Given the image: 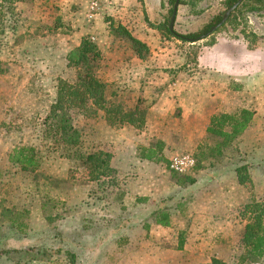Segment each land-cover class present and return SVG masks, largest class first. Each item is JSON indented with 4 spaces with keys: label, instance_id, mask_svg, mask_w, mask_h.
Here are the masks:
<instances>
[{
    "label": "crops",
    "instance_id": "crops-1",
    "mask_svg": "<svg viewBox=\"0 0 264 264\" xmlns=\"http://www.w3.org/2000/svg\"><path fill=\"white\" fill-rule=\"evenodd\" d=\"M96 2L97 6L94 10L90 9V3L87 5L84 1L81 2L84 10L80 9L81 12H85L82 15L83 20L94 24L77 23L75 20L77 17L72 23L63 20L67 22L64 24L75 32L70 33L72 35L65 39L60 48L54 39L49 46L41 41L43 38L22 44V53H25L26 58L28 55H34L37 60L45 57L44 61L37 62V68H23L25 72L30 71L29 73L32 74L29 79L24 78L25 89L33 87L36 81L52 85L54 79L50 92L56 94L55 83L58 79H64L62 75L68 69L67 54L79 46L80 39L84 35L90 34L92 41L106 60L109 82L111 85L117 82L123 85L122 88L116 85L112 92L115 91L118 95L130 94L132 97L137 94L138 97L140 81L144 79L148 64L152 65V63L136 58L130 50L125 51L124 48L119 49L118 45H113V38L106 33L108 27L103 22V18L106 15L119 20L134 38L145 43L148 48L152 46L150 42L156 43V28L143 19L145 7L140 9L141 6L136 0ZM222 36L217 38V43L204 46L194 63L190 61L192 65L188 62L187 54L178 56L180 62L184 61V64H188L187 67L190 65L197 67V70L193 68L188 72L191 74H188L185 81L178 80L166 87L159 85L161 88L157 85L158 89H153L156 84L152 86L150 82L142 88L143 98L149 105L143 131L136 130L135 133H129L127 126L118 130L113 129L106 123L103 111H98L91 117L81 115L75 122V126L80 130L86 126L87 130L82 132V138L91 140L92 147L85 149L89 151L88 153L107 152L111 155L110 167L117 173L124 175L132 171L131 178L126 179L127 189L121 201V206L126 208L122 217L123 222L117 228L123 235L125 233L129 236L124 243L129 241L133 243V238L130 236L145 233L150 237V242L160 244L163 242V235L173 237L176 233V236L186 237L181 242L180 252H198V255L208 253L209 257L202 261L198 259V264L210 262L209 252L227 262L226 246L234 243L238 236L239 241L242 239L246 223L242 221L241 215L248 211L247 208L251 203L264 202V38L253 42V37L231 38L226 34ZM57 37L61 41L62 37ZM196 43L187 44L195 46ZM151 52H153L152 48ZM176 58L177 56L174 57V61L177 62ZM21 61L24 62L23 59ZM155 65L160 66L158 63ZM4 70L0 71V82L10 77V74ZM30 79L31 84L28 85ZM11 80L14 81V78ZM110 89L109 86L108 93ZM108 93L107 97H109ZM27 96L31 98L30 100L36 99L29 94ZM41 98H45V95ZM177 109L179 116L175 117L174 112ZM241 110L252 113L245 131L228 146L221 148L220 154H208V150L210 151L220 142V138L207 132L212 117L222 113L231 115ZM3 114L0 110V122L4 120ZM224 131L229 132V129L225 128ZM144 134L164 144L162 151L164 156L174 151L178 155L198 158L194 160L195 165L199 164V168L194 167L190 174L184 176L192 179V183L185 182L178 185L176 180H172L167 165L138 158V146L149 145V141L143 139ZM45 141L48 143L46 139ZM14 148L15 146L12 150ZM57 159L58 166L66 170L63 172L62 168L60 174L57 171H50L49 174L64 180L67 168L72 167L75 162L61 158L59 155ZM243 165L247 166L248 184H240L236 174V169ZM41 166L42 163L39 167ZM12 167L17 169L18 166L12 165ZM18 168L21 170L20 167ZM46 177L50 178V176ZM88 180L75 182L73 186L76 190L61 186L58 190L59 200L66 202L67 206L80 205L88 200L90 192L99 185L98 180ZM168 199H172L171 204L167 205L168 208L161 207L162 202ZM93 203L97 204L98 200H92L91 204ZM26 204L25 209L32 210L30 206L34 204V197L30 196L26 199ZM161 211L168 214V222L165 226L156 222ZM84 214L96 221L101 216L111 217L101 212L100 216ZM109 221L107 218V222ZM98 222L96 226L100 224ZM115 226L117 225H108L109 228ZM194 238H196L195 242ZM216 240L219 241L218 244ZM7 243L12 244L13 247L8 246ZM26 246L29 247L28 244L25 245L24 240L13 238L7 233L0 237V251L9 249L13 251ZM74 249L79 253V250H88V246L79 248V245H76ZM98 249L92 246L87 253L92 254L93 250L98 253ZM193 255L190 254L189 257L192 258Z\"/></svg>",
    "mask_w": 264,
    "mask_h": 264
},
{
    "label": "rangeland",
    "instance_id": "rangeland-1",
    "mask_svg": "<svg viewBox=\"0 0 264 264\" xmlns=\"http://www.w3.org/2000/svg\"><path fill=\"white\" fill-rule=\"evenodd\" d=\"M1 1L0 5L3 6L2 10L5 12V16L0 22V31L3 30V34L0 32V70L5 69L4 71L10 74V77L0 82V110L5 116L4 120L0 122V237L7 233L13 238L24 240L25 245L28 244L29 247L15 249L16 253L7 255L0 253V264H198V259L206 260L209 257L208 253L198 255V252H180L181 242L186 237L176 236V233L173 237L163 235L162 237L165 239L163 238V242L160 244L150 242V237L145 233L130 236L133 238V243L130 241L124 243V240L129 236H126L125 233L123 235L117 228L123 222L122 217L126 208L121 206V201L127 189L128 181L126 179L131 178L132 171L124 173V175L116 172L112 174L110 180L109 178L101 179L98 187L90 192L88 200L83 201L80 205L67 206L66 202L59 200L60 191L58 192V190L61 186L76 190L73 186L75 182L89 181L90 174H87L84 166L79 162H75L72 167L67 168L64 180L49 174L50 171H57L60 174L63 168L58 166V153L52 150V146L43 137L44 121L48 115L49 105L56 96L54 92H50L54 85V79L52 85L36 81L33 87L24 88L26 83L24 78L29 79L32 74L29 73L30 71L25 72L23 68L33 67L35 69L38 67L37 62L44 61L45 57L37 60L34 55H28L26 58L25 53H22V44L33 39L43 38L41 41L49 46L54 39L60 48L70 33L75 32L74 29L64 24L67 22H63V20L72 23L77 17L75 19L77 23L94 24L84 21L82 15L85 12L80 11V9L84 10L81 5L82 1L88 5L93 0H34L32 4H21L20 2L15 4V0ZM136 1L141 6L140 9L145 7L144 15L142 11L143 19L156 27L155 38H157L156 43L150 42L153 52H149L146 60L152 65L148 64L144 79L140 81L138 97L137 94L132 97L130 94L118 95L115 91L112 92L116 85L120 88L123 85L118 82L111 85L107 78L110 76L104 57H102L98 72L101 80L110 84L111 91L107 98L122 104L127 109L134 107L139 97L143 98L142 88L150 82L152 86L156 84L153 89H158L159 85L166 87L178 80L185 81L188 74H191L188 73L189 71L193 68L197 70L196 66L191 65L199 56V52L204 46L217 43V38L221 35L224 37L226 34L231 38L253 37V42L264 38V5L252 0L239 6L240 10L233 11L230 14L232 18L228 17L220 29L214 33L208 31L210 34L207 33L202 38H206V40L197 41L195 46H189L188 42L177 40L166 34V28L169 27L170 21V19L167 21V15L171 8L168 0ZM225 1L179 0L172 31L181 35L199 33L205 26H211L216 17L222 16L226 12ZM11 5L12 7H10ZM10 8H12L13 16L9 15ZM106 17L104 15L103 20ZM112 19L115 25H122L119 20ZM105 24L108 27V24ZM15 28L16 30L12 32ZM106 33L113 38V45H118L119 49L124 48L125 51L130 50L128 44L110 34L109 28H106ZM57 36L62 37L61 41ZM151 48L149 47V51ZM182 54H187L188 62L191 64L189 67H187L188 64H184V61L180 62L178 56ZM175 56H177V62L174 61ZM156 63L160 66L155 65ZM171 63L173 65H170ZM62 76L64 80L68 81H73L75 77L74 72L70 69H66ZM11 78H14V81ZM31 79L28 85L31 84ZM26 93L29 96H35L36 99L30 100L31 98ZM43 95L45 98H41ZM86 106H90V103H87ZM90 109L94 108L92 106L85 108V113L92 114ZM174 114L175 117L179 116L178 109ZM127 127L129 133H135L137 130L134 127ZM85 130H87L86 126H83L81 132ZM139 131H143V129ZM144 136L143 139L149 141V144L154 140L147 134ZM81 142L82 151L88 153L89 151L85 149L92 147L91 140L81 137ZM12 146L35 148L42 166L35 173L12 167L8 162ZM165 155L164 158L168 164H162L169 166L170 158L177 154L170 151ZM200 158L204 157L200 156ZM167 168L172 180H175L174 177L179 175L171 172L169 167ZM65 170L66 168H63V172ZM46 176H50V178L47 179ZM30 196L34 197V209L31 205L32 210H27L25 209L26 199ZM94 199L98 200L97 204H91ZM171 200H164L161 207L168 208L167 205L171 204ZM100 212L107 216L109 214L111 217L101 216L102 220L96 221L84 214L100 216ZM248 215V212L241 215L244 223L249 220ZM107 218L110 220L109 222H107ZM98 221L100 224L96 226ZM111 224L117 226L109 228L108 225ZM92 241L94 242L92 243ZM216 242V244L219 243L218 240ZM211 244L213 245L212 242ZM7 245L11 246L12 244L7 243ZM76 245H79V248L88 246V250L83 249L84 251L79 250V253L75 252ZM80 245L82 246L80 247ZM92 246L99 248L98 253L95 250L92 254L87 253L92 249ZM124 246L125 249H123ZM226 247L228 253H226L227 262L225 263L234 264L243 251L242 239L239 241L238 236L234 243L228 244ZM2 251L4 250L0 252ZM209 253L210 259L216 258V254ZM190 254H194L192 258L189 257ZM91 259L92 261H90ZM258 264H264V258Z\"/></svg>",
    "mask_w": 264,
    "mask_h": 264
},
{
    "label": "trees",
    "instance_id": "trees-1",
    "mask_svg": "<svg viewBox=\"0 0 264 264\" xmlns=\"http://www.w3.org/2000/svg\"><path fill=\"white\" fill-rule=\"evenodd\" d=\"M246 1L249 0H243L239 6L245 4ZM252 1L264 5V0ZM1 2H6V0H2ZM19 2L21 4H32L34 0H15V4ZM236 2L237 0H226V8H231ZM168 3L171 8L167 15V21L171 18L175 0H168ZM239 6L235 9L236 11L240 10ZM2 9L3 6L0 5V22L5 16V12ZM11 11L12 8H10L9 15L13 16V11ZM229 17L231 19L232 15ZM220 20L221 16L216 17L211 26H205L196 34L181 35L169 31L168 28H166V34L180 41L195 43L201 40L203 36L205 37L213 26L220 23ZM104 22L108 24L110 34L114 38L123 40L128 44L129 49L136 58L140 60L147 59L150 51L145 43L134 38L122 25H115L112 18L106 17ZM15 30L16 28L12 32ZM0 32L3 34L2 29ZM101 61V52L91 40L90 35L83 36L80 39L79 46L71 50L66 56V67L74 72V80H57L55 101L45 118L43 131L44 139L52 146V150L57 152L61 158L79 162L89 172V179L98 181L103 178H109L110 180L112 174L116 173L110 167L109 160L111 155L102 151L83 152L81 146L82 132L75 126L76 120L81 115L91 117L96 115L98 111H103L106 123L113 129L118 130L124 126H131L137 130H142L145 128L146 115L149 109L148 103L142 97H139L135 106L130 109L108 99L109 85L98 76ZM87 103H90V106H86ZM91 106L94 108L90 109L92 114L85 113V108ZM251 118L252 113L246 110H241L231 115L222 113L221 115L212 117L207 132L220 138V142L213 149L208 150V154H220L221 148L228 146L245 131ZM225 128H228L229 132L224 131ZM163 148L164 144L154 139L148 146H138V158L153 163L168 164L162 154ZM8 160L9 164L20 167L22 171L35 172L40 166V157L33 147H15L11 151ZM198 168L199 164H196L195 169ZM236 174L240 184L249 183L247 166L238 167ZM184 176L186 175L174 177L178 185H182L185 182L192 183V179ZM247 209L249 220L245 225L242 236L243 251L234 264H258L264 258V202H253ZM158 217L156 220L157 224L162 226L167 225L168 214L166 212L161 211ZM16 252L17 250H4L0 253L7 255ZM207 264L227 263L213 257Z\"/></svg>",
    "mask_w": 264,
    "mask_h": 264
},
{
    "label": "built area",
    "instance_id": "built-area-1",
    "mask_svg": "<svg viewBox=\"0 0 264 264\" xmlns=\"http://www.w3.org/2000/svg\"><path fill=\"white\" fill-rule=\"evenodd\" d=\"M97 6V2L94 0L90 4V9L94 10ZM169 169L171 172L177 175H187L195 167V160L188 155H174L169 160Z\"/></svg>",
    "mask_w": 264,
    "mask_h": 264
},
{
    "label": "water",
    "instance_id": "water-1",
    "mask_svg": "<svg viewBox=\"0 0 264 264\" xmlns=\"http://www.w3.org/2000/svg\"><path fill=\"white\" fill-rule=\"evenodd\" d=\"M178 1L179 0H175V3L173 5L172 15H171V18H170V21H169V27H168L169 28V31H172L173 30V24H174V20H175V17H176V12H177V7H178ZM242 1L243 0H237V2L231 8L227 9L226 12L224 14H222L220 23H218L217 25L213 26L209 30V32L210 33H214L217 29H220V27L226 22V20L230 16V14L240 5V3Z\"/></svg>",
    "mask_w": 264,
    "mask_h": 264
}]
</instances>
